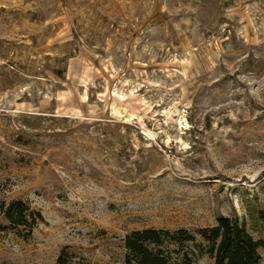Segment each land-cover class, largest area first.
Returning <instances> with one entry per match:
<instances>
[{"label":"rangeland","instance_id":"374dc122","mask_svg":"<svg viewBox=\"0 0 264 264\" xmlns=\"http://www.w3.org/2000/svg\"><path fill=\"white\" fill-rule=\"evenodd\" d=\"M16 200L43 222L0 264H123L131 231L219 216L264 241V0H0Z\"/></svg>","mask_w":264,"mask_h":264},{"label":"trees","instance_id":"16d2710c","mask_svg":"<svg viewBox=\"0 0 264 264\" xmlns=\"http://www.w3.org/2000/svg\"><path fill=\"white\" fill-rule=\"evenodd\" d=\"M0 217V232L14 230L24 239L43 222L38 211L20 200L0 203ZM123 247V264H196L203 257L211 261L208 264H261L259 249L264 251V241L254 240L236 219L219 216L214 226L194 233L186 229L134 230L124 237ZM67 255L61 251L57 263L66 264Z\"/></svg>","mask_w":264,"mask_h":264}]
</instances>
